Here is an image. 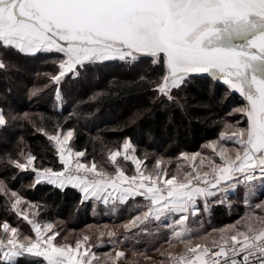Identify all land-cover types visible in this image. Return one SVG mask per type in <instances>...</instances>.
I'll list each match as a JSON object with an SVG mask.
<instances>
[{
  "label": "snow or ice",
  "instance_id": "obj_1",
  "mask_svg": "<svg viewBox=\"0 0 264 264\" xmlns=\"http://www.w3.org/2000/svg\"><path fill=\"white\" fill-rule=\"evenodd\" d=\"M8 53L53 58L55 71L44 73L47 83L33 85L28 96L51 87L58 105L68 80L109 61L139 67L138 82L153 93L154 104L166 109L180 105L176 93L200 74L223 82L218 103L234 94L242 99L218 121L217 139L203 145L211 152H180L174 170L166 155H138L131 138L101 161L75 147L79 131L69 124L74 116L81 118L80 105L97 100L101 92L55 122L14 114L5 102L0 130L9 121L29 122L46 138L53 159L33 153L23 137L0 152L5 210L0 264H264V199L250 203L258 192L264 196V0H0V71L15 67ZM124 162L135 165L131 175ZM20 174L31 180L15 189L12 182ZM45 184L78 191L80 203L92 202L94 211L103 205L114 214L123 206L130 216L94 233L89 226L74 242L67 233L61 242L55 222L39 219L46 205L25 195ZM241 187L248 208L244 216L204 229L201 217ZM10 216L17 218L15 226ZM22 223L29 225L28 233ZM153 229L164 234V243L153 244L155 254L148 255L135 245ZM104 245L109 251L98 256L93 248Z\"/></svg>",
  "mask_w": 264,
  "mask_h": 264
},
{
  "label": "trees",
  "instance_id": "obj_2",
  "mask_svg": "<svg viewBox=\"0 0 264 264\" xmlns=\"http://www.w3.org/2000/svg\"><path fill=\"white\" fill-rule=\"evenodd\" d=\"M7 55L15 67L0 71V106H5L6 102V107L14 114L23 115L27 112L51 118L52 122L63 121L77 108L79 101H88L96 92L103 93L97 100L80 105L78 110L81 118L77 119L74 116L69 124L77 127L79 131L75 147L86 148L89 159L95 155L98 161L106 159L108 150L119 147L125 138H131L138 155L141 157L144 153L166 155L171 158L174 170L176 157L180 152L200 151L203 155L211 152L205 150L203 145L217 138L220 130L218 121L240 101L234 94L226 103H218L219 98L225 93L223 83L213 82L211 78L199 75L192 79L186 88L176 93L182 97L180 100L182 107L172 105L166 109L161 104H154L153 93L146 91L138 82L139 67L109 61L89 66L87 74L79 80H68L63 85L62 91L65 96L59 109L53 106L54 89L51 87L34 98L30 99L28 96V89L33 85L43 87L47 83L44 73L55 71L49 62L53 58L45 55L24 56L13 53ZM89 113L91 115H88ZM137 113L139 116L134 115ZM84 116H87V119L83 118ZM239 118L241 117L238 116L237 119ZM46 127L51 129L52 123H46ZM20 137L24 138L33 153L40 154L46 161L53 159L46 138L36 134L31 124L24 120L9 121L8 127L0 130V152L6 147L10 148ZM96 137H100L103 143L96 140ZM124 167L131 175L135 165L124 162ZM2 171L0 167V172ZM7 175L12 173L9 172ZM30 180V176L20 174L12 182V187L20 189L21 185H27ZM25 195L31 201H39L46 205L39 219L42 222H55L61 231V237H58L61 242L67 233H72L68 240L74 242V239L81 236L84 230H88L89 226L90 231L94 233L98 226L116 227L130 216L128 208L123 206H118L114 214L108 212L103 205H96L94 211V204L92 202L81 204L80 194L70 187L60 191L45 184L37 186L35 190L25 191ZM229 198L234 196L230 195ZM247 209L245 204L238 202L230 210L224 204H214L208 214L210 220L222 224L238 219ZM4 216L3 201H0V219ZM9 219L15 226L17 218L10 216ZM21 228L25 233L30 230L27 223H22ZM153 233L151 236L141 237L140 243L135 247L139 250L147 249L148 255H154L153 244L156 246L163 244L164 234H155V229ZM150 238L153 240L150 241ZM93 251L99 256L109 251V246L95 247Z\"/></svg>",
  "mask_w": 264,
  "mask_h": 264
},
{
  "label": "rangeland",
  "instance_id": "obj_3",
  "mask_svg": "<svg viewBox=\"0 0 264 264\" xmlns=\"http://www.w3.org/2000/svg\"><path fill=\"white\" fill-rule=\"evenodd\" d=\"M62 95H63V99H64V92L62 91ZM53 106H55L56 108H61L62 105H58V102L55 98V90H54V93H53ZM241 121L243 120V118H239ZM217 139V138H216ZM215 140V139H214ZM229 146H232L231 144H229ZM116 149V148H115ZM113 150V149H112ZM205 150H209V152L211 151V149H205ZM107 156V155H106ZM118 159H121V158H118ZM189 163H192L189 161ZM230 195H233L234 198H229ZM226 197H224L223 199H225V203L224 205L227 206V208L230 210L231 208L233 209L234 206H236V202L238 203H244V198H242V196H244V189L241 187L237 190H235L234 194H230ZM261 199H264V196L262 195H259V192L257 193V197L255 199H253L252 201H250V203L254 204L256 202H258L259 200ZM248 211V209L246 210ZM245 211V212H246ZM207 214V215H206ZM244 216V215H243ZM242 217V216H241ZM241 217H239L238 219H240ZM236 219V220H238ZM236 220H233V221H230V222H227V223H222V224H218V223H215L213 222L212 220H210L209 218V214L208 213H205V216L201 217V221L203 222V227L204 229H207V230H210L211 228L213 227H216V228H220V227H223L225 225H228V224H232L234 223ZM194 228H198L199 227V224H193L192 225ZM153 239L150 238V241H152ZM22 264V263H21Z\"/></svg>",
  "mask_w": 264,
  "mask_h": 264
},
{
  "label": "water",
  "instance_id": "obj_4",
  "mask_svg": "<svg viewBox=\"0 0 264 264\" xmlns=\"http://www.w3.org/2000/svg\"><path fill=\"white\" fill-rule=\"evenodd\" d=\"M200 75L205 76V77H208L207 74H200ZM209 78H210V77H209ZM220 82L223 83L222 81H220ZM235 95L239 97L238 94H235ZM239 98H240V100L242 99L241 97H239Z\"/></svg>",
  "mask_w": 264,
  "mask_h": 264
}]
</instances>
